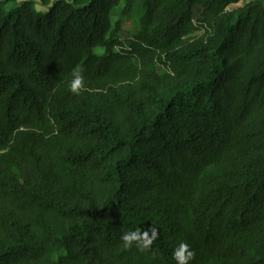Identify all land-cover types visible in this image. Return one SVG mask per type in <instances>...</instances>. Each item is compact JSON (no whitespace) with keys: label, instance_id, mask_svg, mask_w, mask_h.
<instances>
[{"label":"trees","instance_id":"obj_1","mask_svg":"<svg viewBox=\"0 0 264 264\" xmlns=\"http://www.w3.org/2000/svg\"><path fill=\"white\" fill-rule=\"evenodd\" d=\"M180 242L264 264V0H0V264Z\"/></svg>","mask_w":264,"mask_h":264},{"label":"clouds","instance_id":"obj_2","mask_svg":"<svg viewBox=\"0 0 264 264\" xmlns=\"http://www.w3.org/2000/svg\"><path fill=\"white\" fill-rule=\"evenodd\" d=\"M84 78L82 70L77 68L73 71V79L70 82V90L73 93L79 94L83 88ZM157 229L150 228L146 231H128L122 236V241L125 246H130L133 242L137 243L138 247L147 248L152 244V238L155 237ZM151 234V237H150ZM194 252L190 250V246L186 242H180L178 247L173 252V257L177 264H190L194 257Z\"/></svg>","mask_w":264,"mask_h":264},{"label":"rangeland","instance_id":"obj_3","mask_svg":"<svg viewBox=\"0 0 264 264\" xmlns=\"http://www.w3.org/2000/svg\"><path fill=\"white\" fill-rule=\"evenodd\" d=\"M247 1H248V0H247ZM124 28H125V29H129V28H131V25H130L129 23H125V24H124Z\"/></svg>","mask_w":264,"mask_h":264}]
</instances>
